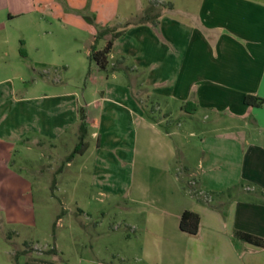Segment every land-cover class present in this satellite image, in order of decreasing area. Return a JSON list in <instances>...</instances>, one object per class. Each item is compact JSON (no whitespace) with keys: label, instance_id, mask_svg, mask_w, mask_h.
<instances>
[{"label":"crops","instance_id":"0c3cea01","mask_svg":"<svg viewBox=\"0 0 264 264\" xmlns=\"http://www.w3.org/2000/svg\"><path fill=\"white\" fill-rule=\"evenodd\" d=\"M152 3L139 23L121 0H0V179L27 199L33 180L15 155L31 165L38 147L48 169L72 143L68 161L88 167L89 190L132 203L121 214L136 264H264V247L238 234L264 239V101L244 102L264 100V0ZM127 22L106 75L89 45ZM59 66L81 76L23 85ZM184 210L200 215L196 234L180 229ZM72 264L109 263L80 254Z\"/></svg>","mask_w":264,"mask_h":264},{"label":"rangeland","instance_id":"374dc122","mask_svg":"<svg viewBox=\"0 0 264 264\" xmlns=\"http://www.w3.org/2000/svg\"><path fill=\"white\" fill-rule=\"evenodd\" d=\"M152 1L121 0V9L129 4L136 12L134 15H140L144 12L142 6ZM157 1L166 4L167 0ZM83 53L82 57L86 58L85 48ZM88 73L89 69L85 76ZM26 75L23 85L28 87L36 85L34 78L52 83L65 80L67 76L79 78L81 73L66 72L59 66ZM84 80L81 81L83 88ZM176 140L178 144V138ZM180 145L187 146V143L180 142ZM72 147V143L59 146L53 166L48 169L39 159L38 147L29 153L35 156L31 165L24 160L23 152L15 155L14 168L33 180L27 199L19 193L22 184L10 185L0 179V264H72L80 254L102 258L109 264H136L126 252L125 236L129 229L121 214L132 203L125 198L100 199L98 193L90 191L88 167L79 170V156L68 161ZM0 172L5 176V169L1 168ZM9 187L14 189L11 194L7 193ZM80 208L90 215L81 214ZM24 249L30 251L28 261L24 258L26 253H21Z\"/></svg>","mask_w":264,"mask_h":264},{"label":"trees","instance_id":"16d2710c","mask_svg":"<svg viewBox=\"0 0 264 264\" xmlns=\"http://www.w3.org/2000/svg\"><path fill=\"white\" fill-rule=\"evenodd\" d=\"M153 9V3L150 2L149 6L144 10V12L140 15H137L135 17L134 22H144L148 19L150 16V12ZM131 22H127L124 24L123 29H117L115 26H105L101 29H99L96 33V35L93 37L89 48L87 57L89 61H93L97 64L99 70L104 72L106 75L111 73L115 70L114 66L109 65V54L113 45L114 39L121 37L125 33V27L129 26ZM101 39H105L104 46L102 48H98V43ZM263 98L259 97L257 95L247 94L244 97V102L247 105L252 106H259L263 104ZM148 116L150 119L154 120L155 117L152 115L151 112L148 113ZM80 143L79 148L75 149V152H79L81 148H84L86 146L84 139V134L86 132V123L84 119L82 118L80 127ZM199 224H200V215L192 210H184L180 216L179 219V227L181 230L188 232L190 234H196L199 230ZM240 237L248 241L250 243H253L257 246H263L264 247V239L255 237L253 235L247 234V233H238ZM29 250L24 249L21 251L22 254L27 253Z\"/></svg>","mask_w":264,"mask_h":264}]
</instances>
